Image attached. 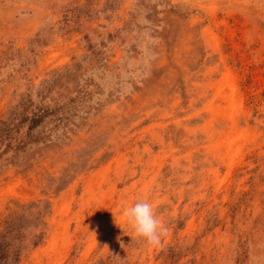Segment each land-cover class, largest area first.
I'll return each mask as SVG.
<instances>
[{
  "label": "rangeland",
  "instance_id": "1",
  "mask_svg": "<svg viewBox=\"0 0 264 264\" xmlns=\"http://www.w3.org/2000/svg\"><path fill=\"white\" fill-rule=\"evenodd\" d=\"M4 121L0 264H264V0H0Z\"/></svg>",
  "mask_w": 264,
  "mask_h": 264
},
{
  "label": "clouds",
  "instance_id": "2",
  "mask_svg": "<svg viewBox=\"0 0 264 264\" xmlns=\"http://www.w3.org/2000/svg\"><path fill=\"white\" fill-rule=\"evenodd\" d=\"M121 215L134 236L144 240L150 246L159 245L162 237L167 235L166 227L146 198L123 204Z\"/></svg>",
  "mask_w": 264,
  "mask_h": 264
},
{
  "label": "trees",
  "instance_id": "3",
  "mask_svg": "<svg viewBox=\"0 0 264 264\" xmlns=\"http://www.w3.org/2000/svg\"><path fill=\"white\" fill-rule=\"evenodd\" d=\"M27 118V117H26ZM31 128H34L35 126H37L40 122V120H37V117H31ZM6 121H4V126H0V140L2 143H4V141H9L8 143H10V136H11V132H12V128L7 127V125L5 124ZM9 146V144H8ZM7 146V147H8ZM26 146V142H24V147Z\"/></svg>",
  "mask_w": 264,
  "mask_h": 264
},
{
  "label": "bare ground",
  "instance_id": "4",
  "mask_svg": "<svg viewBox=\"0 0 264 264\" xmlns=\"http://www.w3.org/2000/svg\"><path fill=\"white\" fill-rule=\"evenodd\" d=\"M232 111V110H231Z\"/></svg>",
  "mask_w": 264,
  "mask_h": 264
}]
</instances>
